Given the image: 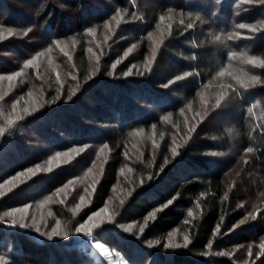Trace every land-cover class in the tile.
I'll return each mask as SVG.
<instances>
[{"label":"trees","instance_id":"trees-1","mask_svg":"<svg viewBox=\"0 0 264 264\" xmlns=\"http://www.w3.org/2000/svg\"><path fill=\"white\" fill-rule=\"evenodd\" d=\"M36 1L43 3L37 10L24 0H0V22L15 26L13 17L23 15V9L33 11V26L40 33L33 50L47 47L65 34L76 35L78 50L70 61L76 87L58 97L52 85L45 108L1 137L0 185L47 162L43 160L46 155L74 148H107L91 206L75 221L65 207L55 211V216L71 226L83 224L109 200L126 165L129 136L136 131L154 133L160 141L158 156L152 160V150L144 156L152 179L140 181L142 185L118 208L115 222L103 228H113L116 234L112 247L130 264H249L235 254L252 244L247 250L253 255L251 264H264V0H66L68 6L60 0L61 8L50 6L51 0ZM92 12L101 20L121 17L110 40L116 52L111 45L106 47L107 60L96 73L85 54L87 31L95 27L85 18ZM70 16L74 32L67 27ZM162 25L167 31L158 55L146 65L147 44ZM135 47L137 53L131 50ZM128 49L130 60L116 64ZM2 61L0 57V65ZM246 68L252 71L243 80L232 73ZM4 70L7 67L0 66V72ZM216 90L221 91L222 101L202 108L200 94ZM188 103L201 110L199 126L172 157L164 122L180 125L179 113ZM223 110L229 114L228 120L233 119L230 114L236 117L233 138L241 143L231 165L216 157L231 152L228 139L232 141L234 135L224 123L217 124ZM21 126L30 134H22ZM244 155L248 157L242 159ZM87 156L88 152L75 156L54 172L41 173L30 185L19 191L9 188L4 195L11 206L27 204L51 192L56 182L76 175L80 170L75 168L84 165ZM235 164L238 166L231 171ZM253 166L258 167L259 182L255 191L244 196L239 186L249 181ZM18 192L22 193L20 199L13 198ZM241 201L247 202L245 218L237 206ZM151 215L153 222L147 224L144 236L124 230ZM174 229L185 232L189 243L170 251L165 239ZM149 234L155 236V246L144 242ZM107 235L100 237L110 246ZM77 246L72 236L47 239L31 229L0 223V253L10 263L93 264L88 252Z\"/></svg>","mask_w":264,"mask_h":264},{"label":"rangeland","instance_id":"rangeland-1","mask_svg":"<svg viewBox=\"0 0 264 264\" xmlns=\"http://www.w3.org/2000/svg\"><path fill=\"white\" fill-rule=\"evenodd\" d=\"M24 1L26 6H30L31 4L32 8H35L36 10L43 6V3H38L36 0ZM50 2L52 3V5L50 3V6L55 8H61L62 6L60 0H51ZM63 5L68 6L66 0H64ZM90 7L96 10L94 5H90ZM20 10L22 9L20 8ZM97 11V15L100 16L101 10L97 8ZM22 12L23 15H20V17H13V20L16 21L15 23L17 24L15 26L3 25L0 22V57L4 60L1 62L2 64L0 66L4 68L7 67V70L0 72L1 142L3 140L1 137H6L4 134H7L9 129L16 130V127H19L18 122L23 123L27 118L34 117L45 108L47 93L55 90L56 95L59 97L65 93L72 92L73 88L76 87L74 85L75 76L72 74L73 71L71 72L70 62L77 54L78 50V39H76V35H71L72 33L70 32L71 34H65L52 41L47 47L40 46L39 48H36L38 50H33L32 48L37 46V40L40 34L38 29L33 26L36 23L34 12H26L24 9ZM120 19L121 17H119L118 14L115 17L101 20L98 19V17L96 18L93 12L92 14H88L85 18V21H91V23H93L92 26H95L87 31V46L85 49V54L89 65L92 68V72H97L103 62H106L107 57L105 52L108 50V46L112 44L110 40L115 34L114 28H117L120 24ZM69 21L71 24L67 27L69 30L71 29L73 31L75 28L72 24V16L69 17ZM166 31V26L162 25L160 29L152 33L150 38L151 43L147 44V49L145 51L146 55L143 57V59L147 57L144 60L146 65L158 55L159 45L161 44ZM9 32H11V35H9ZM106 47L108 48L106 49ZM112 49H114V44ZM136 49V47L134 49L131 48L133 52L137 53ZM114 52H116V49H114ZM130 54L131 51L129 49L127 51L125 50L116 64H122L125 59L128 58L130 60ZM20 55L26 57L22 58ZM133 56L134 55H132L131 58H133ZM29 61H31V63H29ZM246 69H238L237 71L232 70V73H235L239 76L240 80H243L244 74L247 75L249 72V75L252 71V68ZM52 85L55 87L53 90ZM221 95V91L218 90L200 94L201 107H210L213 102H216L217 104L220 103L222 101ZM179 114L180 125L168 120L167 122L169 125L167 126L166 120L164 122V126L166 125L165 127L169 132L168 136L171 143L170 150L172 157L175 156L173 155V151L178 154V150L187 144V141L192 134V130H195V128L199 126L197 120L201 114V110L199 107L196 110V106L188 103L183 106L182 111ZM222 114H224V116L221 115V122L217 124L222 125L224 123L228 130H230L229 133L234 134L231 138L235 137L233 121L236 117H234V114H230V118H233L231 119L232 121H230L226 118L229 114L225 110L222 111ZM20 130L22 134H30L28 133L29 131H26L22 126L20 127ZM18 133L20 134V131ZM129 137L130 138L126 144L127 148L124 152L126 165L120 171L116 185L111 189L109 200L105 203L103 208L94 212L97 213L96 216H93L92 213L86 218V220H84L83 224L74 222L72 224L73 226H71L69 222H64L61 218L55 216V211L59 206H63L70 211L72 219L75 221L83 210L88 209L91 206L93 190L98 183L101 169L109 153L107 148L104 147L92 148L91 150H88V148H74L68 150L66 153H60L55 156H53L54 154L46 155L47 157H44L43 160L46 159L47 162L44 161L36 168L33 167L30 170L18 173L14 178L10 179L9 182L0 185V192L2 193L9 188L14 190L18 189L19 191L21 187L23 188L26 185H30V181L39 174L54 172L64 164H67V162L70 163L73 161L75 156L77 157L88 152L84 165L75 168L80 171L76 175H72L61 182H56L54 184L56 187H54L51 192H47L44 195L31 199L27 204H15L14 206H11V203H9L8 199L5 197L8 195L0 196V223L7 222V224L19 229H31L47 239H67L72 236L78 242L77 247L88 252V256L94 261L93 264H130L126 256L125 258L120 252L112 247L113 243L111 240L116 235L115 232H113V228L108 229V231L105 229L103 230V228L112 225L115 222L118 208H120V205L128 196L133 194L136 188H139L140 185H142V182L140 181L146 180V178L149 180L152 179L151 170L145 166L146 162L144 156H146V153L149 150H152L151 158L152 160H155L160 150V141L157 137L154 138V133L153 135L152 133L147 135L142 131L133 132ZM24 138L26 140L29 137ZM228 140L231 152L221 153L216 156L224 165H231L234 160L236 162V148L238 147L237 145L241 144L236 138H233L232 141H230V138ZM25 142H27V144L32 143L28 141ZM78 152L79 154H77ZM246 157L248 156L244 155L242 159H245ZM237 166L238 164H235L231 167V171ZM258 173V167L253 166L249 171V181L239 186L244 196L250 191L253 192L256 190V185L259 182L257 178L259 177ZM15 195L17 196L13 198L20 199L22 193L18 192ZM237 206L240 208V216H244L243 218H245L246 213L244 210L247 206V202H238ZM190 212H188V214ZM154 214L155 213L152 215ZM152 215L146 218L142 223L124 226L123 228H125L124 230L130 235L136 232L138 237L144 236V232L148 226L147 224L153 222ZM189 215L192 216L193 212ZM89 217H92V219L89 220ZM86 222L88 227L91 228V231L86 227L82 231L77 232L76 229L81 225H84ZM104 231L106 232L104 233ZM101 234H108L105 241L108 240L110 246L103 243L100 237ZM153 237L155 236H151V234L146 236L144 242H146L147 246L156 245ZM188 239L189 238L185 232L174 229L166 236L165 247L170 251L180 247L185 248L184 246L189 243ZM98 245H102L103 247H98ZM251 245L252 244L248 246L247 250L251 249ZM247 250L236 251L235 258H242L244 261L246 260V262L251 264L253 255H249ZM215 252H217V250ZM211 254H213V251ZM0 264L23 263L15 261H11L10 263L9 258L3 256V253H0Z\"/></svg>","mask_w":264,"mask_h":264},{"label":"snow or ice","instance_id":"snow-or-ice-1","mask_svg":"<svg viewBox=\"0 0 264 264\" xmlns=\"http://www.w3.org/2000/svg\"><path fill=\"white\" fill-rule=\"evenodd\" d=\"M9 35H11V32H9ZM29 63H31V61H29ZM0 131H2V130H0ZM173 155H176V152L175 151H173ZM3 195H4V193L0 192V196H3ZM189 214H191V212ZM96 215H97V213H93V216H96ZM91 219H92V217H89V220H91ZM86 227H88L87 222L84 225H81L79 228H77L76 231L77 232H80V231H82ZM93 227H94V225H93ZM88 230L91 231V228L88 227ZM98 247H101L102 248L103 246L102 245H98Z\"/></svg>","mask_w":264,"mask_h":264},{"label":"clouds","instance_id":"clouds-1","mask_svg":"<svg viewBox=\"0 0 264 264\" xmlns=\"http://www.w3.org/2000/svg\"><path fill=\"white\" fill-rule=\"evenodd\" d=\"M258 78L257 77H253V80H257ZM245 87H247V85H245Z\"/></svg>","mask_w":264,"mask_h":264}]
</instances>
